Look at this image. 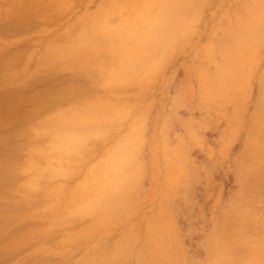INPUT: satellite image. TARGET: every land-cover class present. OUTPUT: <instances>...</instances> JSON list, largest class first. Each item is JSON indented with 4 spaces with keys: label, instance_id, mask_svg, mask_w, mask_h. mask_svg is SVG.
I'll return each mask as SVG.
<instances>
[{
    "label": "rangeland",
    "instance_id": "rangeland-1",
    "mask_svg": "<svg viewBox=\"0 0 264 264\" xmlns=\"http://www.w3.org/2000/svg\"><path fill=\"white\" fill-rule=\"evenodd\" d=\"M95 1L0 0V264H264V107L251 116L255 85L235 87L238 102L231 108L225 102L226 119L199 113L194 88L184 92V0H134L136 14L127 20L77 18ZM71 30L93 34L86 48L92 59L83 63L89 77L156 78L145 116L152 179L148 187L141 182L134 198L142 196L141 203L132 211L143 221L170 210L165 245L61 242L75 230L61 227L68 198L45 178L52 150L38 119L44 85L74 66L55 56L79 42ZM259 92L264 104V83ZM184 95L193 97L191 106ZM222 98L229 99L228 89ZM125 200L108 204L109 221H132L124 218ZM72 201L74 208L84 205L83 198ZM154 220H148L151 237ZM80 253L86 260L70 259ZM98 254L101 260H93Z\"/></svg>",
    "mask_w": 264,
    "mask_h": 264
},
{
    "label": "crops",
    "instance_id": "crops-1",
    "mask_svg": "<svg viewBox=\"0 0 264 264\" xmlns=\"http://www.w3.org/2000/svg\"><path fill=\"white\" fill-rule=\"evenodd\" d=\"M135 5L134 0H96L81 9L77 18L132 19ZM68 35L79 42L69 45L68 53L61 51L63 55L55 56L74 66L68 76L57 72L58 77L44 85V111L38 119V129L50 134L44 143L46 149L52 150V162L44 164L50 170L45 178L60 187V196L68 198L59 211L61 227L74 228L76 233L61 242L91 247L108 242L165 245L169 243L170 210L164 207L162 212L148 213L143 221L139 211L133 212L141 203L142 196L137 202L134 199L140 195L141 182L146 181L148 187L152 179V135L145 116L156 98V78L138 73L119 79H93L83 67L92 59L86 48L87 38L93 34L71 30ZM184 53L188 55L184 92L194 88L199 113L226 119L223 107L227 103L231 108L238 102L235 87L251 83L255 85L249 104L251 116L257 107H264L259 101L260 84L264 83V0H184ZM227 89L229 99L224 100ZM192 99L184 95V103L189 101L190 106ZM74 197L83 198L84 205L74 208ZM121 197L128 198L124 218L132 221H109V205L114 206ZM150 218L155 219L154 237L149 235ZM134 232L137 235L131 236ZM86 257L80 253L70 259ZM133 258L139 257L135 254ZM92 259L98 261L101 256Z\"/></svg>",
    "mask_w": 264,
    "mask_h": 264
}]
</instances>
